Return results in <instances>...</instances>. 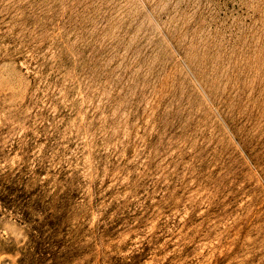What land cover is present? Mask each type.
Returning <instances> with one entry per match:
<instances>
[{
    "label": "rangeland",
    "instance_id": "374dc122",
    "mask_svg": "<svg viewBox=\"0 0 264 264\" xmlns=\"http://www.w3.org/2000/svg\"><path fill=\"white\" fill-rule=\"evenodd\" d=\"M0 264H264V0H0Z\"/></svg>",
    "mask_w": 264,
    "mask_h": 264
}]
</instances>
